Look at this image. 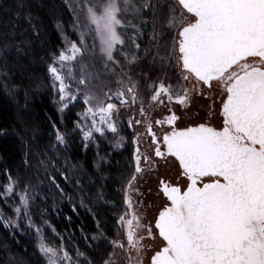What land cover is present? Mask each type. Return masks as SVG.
Instances as JSON below:
<instances>
[{
    "label": "snow or ice",
    "instance_id": "1",
    "mask_svg": "<svg viewBox=\"0 0 264 264\" xmlns=\"http://www.w3.org/2000/svg\"><path fill=\"white\" fill-rule=\"evenodd\" d=\"M78 9H73L72 27L79 32V42L65 36V47L58 55L53 54V63L48 66L52 86L59 94V111L63 113L83 93L86 107L77 114L73 131L79 129L83 148L87 149V142L95 139L94 133L118 134L116 117L120 109L110 102L113 97L120 106L135 105L139 100L142 119L131 118L129 127L143 124L154 157L164 161L175 158L184 180L182 185L159 180L157 195L165 202L148 220L143 202L137 200L134 205L132 193L142 195L135 184L156 162L147 150L141 151L138 134L133 141L135 171L124 187L126 209L117 221L126 242L108 241L113 250L125 254L126 264H144L148 253V264H264V0H139V4L132 0H81ZM129 14L152 17L151 21H139V25L151 23L153 29L151 46L142 49L148 63L140 75L150 80L148 107L163 106L169 113L162 119H149L146 101L140 97L141 81L133 79L130 71H123L118 59L122 56L128 65L141 60L135 54L129 58L124 50L126 40L121 30L126 28L136 30L128 40L141 50L137 39L142 29L127 19ZM86 36L92 38L90 48ZM16 50L20 51L19 47ZM86 51L101 54L105 69L116 77L114 93L109 89L101 96L89 88L86 64L80 65L78 78L73 76L71 65ZM70 79L77 84L75 91ZM4 88L15 95L7 83ZM197 97L211 99L213 105L219 98L218 112L209 106L208 113L209 117L221 118L219 126L204 122L178 126L181 116L170 105L188 109ZM154 125L167 128L158 136ZM53 129V149L57 145L67 148L71 134L61 132L55 124ZM23 131L15 134L25 143ZM3 135L7 130H0ZM59 155L58 151L52 156L36 153L37 171L43 169L51 185L63 193L59 180H68L65 171L74 170L76 165L65 157L62 171L57 167ZM24 157L23 163L29 164V153ZM8 180L3 190L6 197L16 194L20 184L11 174ZM30 188L25 184L18 193L19 205L13 212L17 218L27 217L28 226L35 228L37 249L45 264H93L79 249L74 259L63 244L53 247L46 242L42 228L29 215L33 199ZM0 221L5 228L19 227L18 219L0 214ZM113 256L114 251L108 253L103 264H114ZM80 257H84L83 262Z\"/></svg>",
    "mask_w": 264,
    "mask_h": 264
},
{
    "label": "rangeland",
    "instance_id": "2",
    "mask_svg": "<svg viewBox=\"0 0 264 264\" xmlns=\"http://www.w3.org/2000/svg\"><path fill=\"white\" fill-rule=\"evenodd\" d=\"M11 1H13L14 3L16 1L18 2L17 6L19 5L20 7L15 6L16 11L14 9V6L10 3V0H0V124L3 127V130H7V135L3 136H5V139L9 140H12L10 138L13 137L12 134H14L17 128H10L11 125L9 127H5L10 119H8V116L6 114L4 102L5 106H7V101H9L8 99L10 98L11 100H13L14 106H16L15 109L17 110L22 105V102H20L21 99H19V94L22 92L20 90L21 86L16 83V71L18 70V68H20V65L18 64V58L25 57L26 53H24L23 51V48H25L24 44H26L28 38L33 37L32 28L29 25L26 16L21 12L23 11V9H25V11L27 12V17L30 16V13L32 12L31 8L29 7L32 6V3H30L31 0H28L30 2H28L27 0ZM64 1L72 13L73 21L71 22V18L68 17L64 25L59 23L58 25H60V27H56L64 44L62 48L65 47V36H67L69 40L79 42V32H77L72 27V25L75 19L73 9H76L78 11V6L81 3V0ZM132 2L139 4V0H132ZM127 19L132 20L133 23L139 25L140 19L151 21L152 17L150 15L133 16L132 14H129L127 16ZM139 26L142 29V35L137 39V43H141L140 51H137L128 40V37L136 35V30L132 28H126L122 29L121 31L125 35L126 40L124 50L129 53V58H131L133 54L141 57L140 62L134 65H128L122 56H119L118 59L121 62L123 71H130L133 79H139L141 81L140 97L146 101L145 107L147 109L149 119L155 120L161 118L164 113H169L163 106L158 107L153 105L149 108L147 105V99L150 95L147 89V84L150 83V80L141 76L140 72L141 68H147L148 59L144 57L142 49L151 46L149 44V37L153 29L151 23H149L147 26ZM35 33H38V31H36ZM56 39L57 41L55 42V49H60L61 40H59V38L57 37ZM85 41L86 45L90 48L92 44L91 36H86ZM5 44H8V48L4 47ZM17 47H19L20 51L16 50ZM81 64L87 65L84 72L85 75L90 74L89 88L99 93L101 96L104 92L109 91V89H111L113 93L115 92L118 87V85L115 83L116 77L109 69H105L102 56L98 51H96L95 54H93L91 51H86L82 59L78 58L77 62H73L71 67L74 70V77H79L81 72ZM57 67H59V65H57ZM9 68H11L12 70H10ZM13 70L15 71V76H13L15 81H10V71ZM63 71L65 74H67V69H64ZM120 72L121 69L118 68L117 73L119 74ZM5 73L7 75H5ZM151 76L155 78V73H151ZM37 79L38 76H35L30 83L31 87L39 83ZM69 82L72 84L73 91H75L77 87L75 80L70 79ZM5 83H7L9 89L15 92L14 98L13 96L9 95L8 90L4 88ZM52 85L53 78L52 84L50 82L49 86L51 102L43 98L42 100H38L37 105L40 107L39 114H48L55 125H59L66 133L71 134L68 138L69 149L67 157L69 158L70 164L76 165V168L72 171H65L63 163L60 162L57 165V167L61 168L62 171H65V174L69 177V179L66 181L62 178L59 180L62 188L65 189V194H61L57 192V189L54 188L53 190V188H51L52 192H50V196L52 197L53 202H46L47 199L43 195V193H41L39 183H36V181L31 178H29L27 181L25 176L22 175L20 167L23 165L25 152L29 153L30 163L25 164V167H23V169H37V156L36 152L33 151V149L38 144H44L49 147L50 140L48 139L46 141V139L44 138L48 134L50 135L49 124L43 125L40 123H36L32 128L28 130L24 126L21 128L25 130L23 133L25 143H22L20 140H18L19 155L15 152L14 149V151H12L13 145L11 141H8V149L10 150L8 156L10 157L9 160H11L8 163L6 161L5 155L3 156V159L6 162L7 168L9 166V168L12 170V173H15L17 171V174H11V176L13 180H19L20 184L16 188V194H13L12 196L6 197L3 195L4 189L0 190V207L8 215H13V209L19 205L18 193L23 190L25 184L31 185L30 195L33 197V199L30 200L29 215L31 216L33 223L36 226L42 228V234L46 239V242L53 247H58L63 244V246L72 254L74 259L76 258V250L79 249L80 252L85 253V256H87L89 260L93 261V264H103V261L108 258L107 251L105 250V248L108 247V244L104 243L101 245L102 247L98 245V252L96 251L90 253L88 249L89 247L87 245L88 243H85L82 239H80V235L77 234V229L73 224L74 222L77 223L78 220L80 221L81 219V222L84 223L83 226L87 225L85 229H87L86 231H88V229L91 228L89 227V222L91 219L89 214H91V216L93 215L97 217V220L100 223V227L98 229H102L108 232L110 229L102 224V220L108 218L110 220V224L113 226V228L115 227L116 229V236L114 240L119 239L125 240L126 242L124 232L122 229H120L117 221L119 219V216L122 215L126 209V205L124 203V187L127 183V180L130 179L131 175L135 171L134 152L136 144H134L133 141L137 138V135L140 134L139 146L141 148V151L144 152L145 150H147L149 154L153 156V159L156 162L155 166L152 167L151 170H146L143 177L139 179L135 184V187L139 189V192L142 193V195L137 196L135 193H132L134 205L137 200L143 202V214L148 220H152L154 216L158 214L157 210L160 208L162 203L165 202L162 196L157 195L159 191V180L165 179L168 181L176 182L180 172L179 165L172 157H168L166 161L159 160V158L154 157V152L152 151V147H150L151 141L146 133V129L143 124H133L132 127H129L128 121L131 118L134 117L137 120L142 119V117L140 116L139 100L135 105L120 106L119 101L115 97H113L110 102L116 103L120 109L119 114L116 117L118 134L106 131L104 136H100L99 133H94L95 139L87 142V149L83 148V144L85 142L83 141L82 133L79 131V129L73 131L75 121L79 118L77 114L83 112L86 107V105H84L83 103V93L81 92V94L78 96V99L74 103L70 104L68 109L61 113L59 111V108L61 107L59 103V94ZM82 87L83 86H81V88ZM188 87H191V85L189 84ZM218 105V97L216 98L215 105H213L211 99H201L197 97L193 100L191 107L188 109L181 108L180 106L175 104L170 105V107H173L177 115L181 116V120L178 125L184 127L201 122L216 125L217 122H219V116L212 115L211 117H209L208 113L209 106L216 108L218 112ZM12 129L13 131L11 134L10 130ZM154 131H159V128L156 125H154ZM121 137L123 138L122 140ZM117 144H121L122 146L117 147ZM37 153H40L41 156H43L40 151ZM48 155L52 156L53 154H51L50 152ZM79 166H82V169H87L86 172L88 171L90 177L93 178L97 182V185L100 186L102 197L107 201H111L110 204L112 203V206H100L102 208H97V210L93 205L90 204L91 202L89 201L88 197L84 196L83 191L79 187L80 183L77 180V176L75 175L76 171H78L77 168H79ZM142 166L146 169L149 168L148 165ZM40 179H42V176L39 173L38 180ZM81 200H83V206L81 205ZM55 205L58 206L61 211L63 210V208H65L63 207L64 205L69 206L68 210H64V213H66V215H69L68 219L70 223L67 224L66 222H62L60 219H57L54 212L52 213L50 211L51 208L53 210L56 208ZM17 219L18 222L22 224V232L24 234L25 243H27L28 247H31L34 252H36L37 257H40V260L41 258L44 260L37 249L38 236L35 228H30L28 226V222L26 224L25 220L28 219L27 217L23 218V215H21V217ZM88 219L89 221L86 222V220ZM45 220L48 221V224L43 223V221ZM49 225L51 227H49ZM83 226H81V229ZM92 226L94 230L92 231L91 229V234L97 236V238L98 236L101 237V235H99L98 229H96V223L95 226ZM53 229L55 231H53ZM1 234L2 232L0 231V235ZM96 241H98L99 243L104 242H100L99 240ZM145 243L147 244L149 242L146 241ZM7 248L8 247H4L3 254L6 253ZM113 251L114 264H126L125 254L121 252L120 249L113 250L112 248V252ZM7 255H9V257H7L6 255L3 257L4 260L9 259L8 263L6 264L10 263V259V264H30L29 262L23 263L21 260V256L19 257V255L15 253L10 254L9 252H7ZM132 255L134 256L135 253L133 252ZM147 255H150V253H148ZM147 255L145 257L144 264H148ZM103 256L104 258L106 256V258L102 260ZM80 260L81 262H83L84 257H80Z\"/></svg>",
    "mask_w": 264,
    "mask_h": 264
},
{
    "label": "trees",
    "instance_id": "3",
    "mask_svg": "<svg viewBox=\"0 0 264 264\" xmlns=\"http://www.w3.org/2000/svg\"><path fill=\"white\" fill-rule=\"evenodd\" d=\"M10 3L14 6V9L16 11L15 6L16 7L19 6V5L17 6L18 2L16 1L14 3L13 1L10 0ZM30 3H32V6H29L32 10V12L30 13V16L27 17V12L25 11V9H23V11L21 12L26 16L27 21L29 22V25L32 28L33 37L28 38L26 44H24L25 48H23V51L26 54H25V57L18 58V62H19L18 64L20 65V68H18V70L16 71V74H17L16 83L19 84V86H21L20 90L22 91L19 94V99H21L20 102H22V105L17 110L15 109L16 106H14L13 100H11L10 98L8 99L9 101H7V106H5V102H4L6 114L8 116V119H10L5 127H9L11 125L10 128L15 127L17 129L14 132V134H12V131L15 128L10 130V133L13 136L12 138H10L12 140L5 139V136L3 137L0 136V190H3L4 186L8 183L9 174H12V175L17 174V171L15 173H12V170L9 168V166L7 168L6 162L4 161L3 156L5 155L6 161L9 163L11 159L9 160L10 157L8 156V153H10V150L8 149V146H9L8 141H11L13 145L12 151L15 150V152L19 155L18 140L21 141V139L15 133L20 132L23 126L27 128L28 130L32 128L36 123H40L43 125L49 124L50 135L48 134L46 137H44L46 141L48 139L50 140L49 147L44 144L42 145L38 144L33 149V151H35L36 153L40 151L42 154H44L45 152H47V154H49L50 152L51 154H53V151L56 150L60 153V156L58 157L59 161L63 163L64 158L67 157L68 149H69V146L65 148V146L63 145H57L56 148L53 149L52 146L55 144L54 129H53L54 123L48 114H39L40 107L37 105V102L38 100H42L43 98L51 102L49 86H50V82L52 84V78H51L50 73L48 72V66L53 63V54L55 53L56 55H58L59 51L63 49L62 47L64 46L62 42V38L59 35L56 27L59 23L64 25L68 17L71 18V22H72L73 16H72V13L69 7H67L64 0H34V1L31 0ZM36 31H38V33H35ZM56 37L59 38V40H61L60 49L59 48L55 49L56 47L55 42L57 41ZM9 69L12 70L11 68ZM13 71H10L11 73L10 78H9L10 81H13V80L15 81V79L13 78V76H15V71L14 72ZM35 76H38L37 81L39 83L31 87L30 83L34 79ZM28 87H29V90H28ZM56 126L61 130V132H65L62 129V127H60L59 125H56ZM0 130H3V127L1 126V124H0ZM31 145H32V142H31ZM23 167H25L24 163L20 167V170L22 172V175L25 176V178L27 179V181L29 178H31V179H34L36 183H39L40 191L41 193H43V195L47 199L46 202H49V201L53 202L52 197L50 196V192H52L51 188H53L54 190L55 187L51 185L43 169H40L39 170L40 172H39L37 171V169L31 168L28 170L27 168L23 169ZM77 169L78 171H76L75 175L77 176V180L80 183V184L78 183L79 187L83 191L84 196L88 197L89 201L91 202L90 204L93 205L95 209L102 208L100 206H106V205L110 206L112 204V203L110 204L111 201H107L106 199L102 197V191H101L100 186L97 185V182L93 178L90 177L89 172L88 171L86 172L87 169L86 170L85 168L82 169V166H79V168ZM39 173L42 176V179L40 180H38ZM57 192L61 193L58 189H57ZM61 194H65V189H64V192ZM68 196H69V193H68ZM63 207L65 208H63L62 211L58 206H56L54 210L51 208L50 211L52 213L53 212L55 213L57 219H60L62 222H66L68 224L70 223L68 219L69 215H66V213H64L65 212L64 210L65 209L68 210L69 206L64 205ZM0 214L4 215L5 217L14 219V220L17 219L15 217L14 212H13V215H8L1 207H0ZM89 215L91 218L89 222L90 223L89 227L91 228L88 229V231H86L87 229H85L87 225L83 226L84 223L81 222V219L80 221L78 220L77 223L74 222L73 225L77 229V234L80 235V239H82L83 242L88 243L87 245L89 247L88 249L90 253L96 252V251L98 252L99 246H101L104 243H107L108 247H106L105 250L107 251V256H108V253L112 252V247L108 241L115 239L116 229L115 227L113 228V226L110 224V220L108 218L103 219L102 224L104 226H107L110 230L107 232L102 229H98L100 227L99 225L100 223L98 222L97 217L93 215L91 216V214ZM24 217L25 216H23V218ZM88 221L89 219L86 220V222ZM25 222L27 224L28 219L25 220ZM95 223L97 225L96 229H98L99 235L103 233V235H101V237L98 236V238L97 236L91 234V229L92 231L94 230L92 225L95 226ZM81 226H83L84 229L83 227L81 229ZM0 231L2 232L1 235L3 236L2 237L0 235L2 237V239L0 237V264L8 263L9 259L4 260L3 258L5 255L9 257V255H7V252H9L10 254L15 253L19 255V257L21 256V260L23 263L29 262L30 264H45L44 260L42 258L40 260V257H37L36 252H34V250L31 247H28L27 243H25L24 234L22 232V224L19 223L18 228H15V227L5 228L3 225V222L0 221ZM93 237H96V239H93ZM96 240H99L100 242L101 241H104V242L99 243ZM4 247H8L5 254H3ZM105 258L103 256L102 260ZM10 263H11V259H10Z\"/></svg>",
    "mask_w": 264,
    "mask_h": 264
},
{
    "label": "flooded vegetation",
    "instance_id": "4",
    "mask_svg": "<svg viewBox=\"0 0 264 264\" xmlns=\"http://www.w3.org/2000/svg\"><path fill=\"white\" fill-rule=\"evenodd\" d=\"M166 115H168V114H163L162 116H161V118H158V119H162L163 118V116H166ZM180 121H178L177 123H179ZM221 124V118L219 117V122H217V124L216 125H212V126H219ZM157 126V125H156ZM179 126V125H178ZM158 128H159V131L157 132V135L159 136V135H161L162 134V132L167 128V125H165L164 126V128H161L160 126H157ZM181 127V126H180ZM174 159V158H173ZM175 160V159H174ZM176 161V160H175ZM177 162V164L179 165V163H178V161H176ZM179 170H180V168H179ZM181 171V170H180ZM180 173V172H179ZM176 182H178V183H180L181 185L184 183V180H183V178L180 176V175H178V177H177V181Z\"/></svg>",
    "mask_w": 264,
    "mask_h": 264
},
{
    "label": "water",
    "instance_id": "5",
    "mask_svg": "<svg viewBox=\"0 0 264 264\" xmlns=\"http://www.w3.org/2000/svg\"><path fill=\"white\" fill-rule=\"evenodd\" d=\"M173 158V157H172ZM175 159V158H174ZM179 163V162H178Z\"/></svg>",
    "mask_w": 264,
    "mask_h": 264
}]
</instances>
